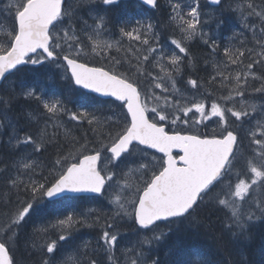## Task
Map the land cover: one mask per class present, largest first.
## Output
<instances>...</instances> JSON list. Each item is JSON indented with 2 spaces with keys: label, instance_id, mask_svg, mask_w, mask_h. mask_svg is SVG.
Listing matches in <instances>:
<instances>
[{
  "label": "snow or ice",
  "instance_id": "1",
  "mask_svg": "<svg viewBox=\"0 0 264 264\" xmlns=\"http://www.w3.org/2000/svg\"><path fill=\"white\" fill-rule=\"evenodd\" d=\"M117 2L118 0H102L106 6ZM141 2L151 8L157 7V0ZM221 2L222 0H210L213 5H219ZM64 3L65 0H0V13L6 14L8 21L6 25L0 24V78L16 70L20 65L54 63L57 67L66 66L65 72L71 74L70 79L75 85L122 102L123 108L127 110L126 122L122 128L108 132V142L102 145V149L111 154L106 158L108 163L115 166L125 155H131L137 145L145 147L137 149L144 153L142 162L136 163L134 167L124 172L122 182L117 181L120 191L128 194L127 197L117 195L112 201L117 208V216L134 218L140 230H151L160 221L169 224L179 222L190 216L204 197L220 184L222 185L220 191L212 199L218 206L230 212L225 230L235 239H248L251 223L264 218V198L256 199L254 207L250 206V210L243 209V203L251 197L255 189L264 190V120L258 121L256 131L249 133L251 143L256 146L253 150L254 155L246 160L247 171L244 178H240V174L237 173L234 184L228 177L238 162L239 137L238 133L231 130L229 121L230 117H233L235 122H242L258 111L264 112V105L258 106L252 102L253 94L264 96V74L258 76L254 71L255 65L264 64V7L258 10V6L252 0H247V15H255L261 21L259 35L255 32V24L250 28L259 51L252 48L224 49L227 63L213 65L216 74L209 83L216 82V78L219 77V87L227 94L218 98L222 102L214 100L209 110L202 101L191 103L190 106H181L178 100L172 103L167 96L163 97L161 104V96L154 93L143 94L135 80L118 73L115 68L105 70L103 67H90L87 62L81 60V57L89 55V52L81 43L75 27L63 26L65 18L71 20V16L74 15L71 11H66ZM194 3L195 6L190 7L186 16L180 14L181 6L178 3L172 4L174 15L170 19L177 22L181 38L172 39L171 44L185 56L188 55L187 42L196 36L204 38L208 35L200 28L199 0H194ZM243 14L242 12L241 15ZM104 23L105 17L98 16L95 28L92 29L95 38L92 34L86 33L92 45L91 54L100 55L101 51L98 49L107 50L114 46L112 42L99 39ZM137 25L131 30L121 28V35L129 40L149 45L148 34L152 31V24L144 25L138 21ZM204 43L215 45V41L210 42L209 39H204ZM155 51V48L149 46L148 54L142 56L143 61H148L150 54ZM246 53L249 55V62L244 64L243 58ZM167 59L172 66L171 70L159 62L156 67L160 68L171 82V90L178 93L172 74L173 72L179 74L182 58L173 52ZM116 63L119 64L120 61L117 60ZM230 65L237 66V69L229 70ZM138 72L144 75L139 67ZM250 80H259L261 84L259 87H253L246 98ZM153 81L155 88L165 93L169 91L168 87L163 86V77L153 76ZM188 84L192 88L198 87L195 79L190 78ZM22 94L26 99L39 101L44 111L52 118L64 113L73 121L86 119L90 126H97L93 127L92 131L101 134L98 132L100 122L87 110L71 112L60 99H45L35 88H27ZM11 100L12 97H0V104L6 108ZM148 100L153 102L150 109L146 102ZM165 106L172 109V113L165 111ZM149 111L155 114L151 120L147 116ZM178 112L183 113V118L176 114ZM190 113L199 114V119L194 121L196 124H202L211 117H218L219 135H216L215 131L211 136L207 134L201 136L182 135L179 131L169 133L166 130L163 122L168 121L170 115L173 126L178 121L187 125ZM53 141L54 137L48 135L47 127L41 129L38 136L30 133L21 136L15 126H12V132L8 137V142L13 147L31 145L33 152L36 153L41 152ZM86 149L87 141L76 150L77 154L58 155L52 167L48 169V174L42 175V179L39 180L32 179L40 165L31 158V154H21L18 159L12 161L11 167L15 169L16 174L7 178L9 191H15L18 200L19 194L23 192L27 199L21 200L20 206L14 210L3 214V222H0V264H16L9 245L14 242L16 230L21 222L39 205L63 197L64 194L102 195L109 182L116 178V173L109 171L107 165L103 168L98 166V162H103L101 150H93L94 154H89ZM147 149H155L163 156L160 158L153 156L152 159L156 163L151 165V161L147 160ZM173 149H178L179 152L173 155ZM22 176H27V179H22ZM4 203L7 205L10 201L5 199ZM76 224H87V219L84 217L77 219L75 215L69 214L63 219H57L50 227L59 231L61 233L59 240L64 241L69 238V229ZM114 227V223L105 222L100 237L102 244L98 243L97 250L105 254L109 264H120L115 255L119 235L110 231ZM164 235L163 232L154 233L152 237H145L140 242L141 247L125 250L122 253L125 256V264H159L157 258L149 259L142 246L153 241L159 242ZM56 246L57 241L51 240L42 247H46L47 253L52 254ZM88 247L85 244L74 255L62 261V264H99V261L92 258L87 251ZM128 252H134L135 258L130 257ZM43 264H49V261L45 259ZM225 264L233 262L229 259Z\"/></svg>",
  "mask_w": 264,
  "mask_h": 264
},
{
  "label": "trees",
  "instance_id": "2",
  "mask_svg": "<svg viewBox=\"0 0 264 264\" xmlns=\"http://www.w3.org/2000/svg\"><path fill=\"white\" fill-rule=\"evenodd\" d=\"M69 1L72 0L65 1V8ZM170 1L157 0V7L148 9L140 5L136 0H119L116 4L107 6L102 3V0H75L72 2L73 4L69 10L74 15L71 16V20L67 17L65 18L64 26H74L76 32L80 34L82 24L90 21L92 16L103 15L107 31L112 29L119 32L118 24H121L119 23L121 20L136 19L139 21V19H142L145 23L152 24V31L149 34L157 35L156 40L171 43L172 39H180L181 33L177 27V22L170 19L174 15L170 8ZM187 1L190 3L189 9L195 6L194 0ZM239 1L247 5V0ZM252 2L258 6V10L264 7V0H252ZM215 7L222 8L218 17L215 18L222 34L230 33L237 28L241 32L239 40L227 48H252L259 51L253 40V31L248 30L247 27L240 28L237 10L231 6L224 7L223 1ZM209 8L213 7L207 0H199L201 21L205 16V11ZM246 8L245 6V10ZM247 18L251 21L250 26L256 25L255 32L259 35L261 24L259 18L255 15H247ZM214 23L211 22L210 26ZM204 39L208 38L196 36L192 41L187 42L188 55L182 54L180 72L179 74L173 72L172 75L176 84L181 86L184 91H193L203 101H206L212 97L209 94L210 90H212L211 93L218 96L226 95L227 92L219 87V77L216 78V82L209 83L214 76L211 65L208 64L209 60L213 57L212 53L216 50V56L221 59L225 57L220 52V47L216 48V44H205ZM124 40L135 47V49L144 48L143 44L137 43V46H135L134 41L129 39L127 41V39L123 38L122 41L125 42ZM156 40L152 39L150 41L149 39L150 43ZM209 41L211 42V39ZM120 52L118 48H111L102 50L100 55L89 53L87 56H82L81 60L87 62L89 65L103 67L107 70L115 68L118 73L125 74L135 80L139 84L143 94L147 95L148 89H151L148 95L154 93L161 96V104H163L164 96H167L172 103H175L173 98L169 96V93L155 88L153 81V75L155 74L153 72L156 71V67H154L150 58L148 61H143L142 57L141 59H137L138 56L130 58L127 56L121 57L119 55ZM140 53H142V50ZM243 59L244 64H247L249 62V55L246 53ZM117 60L120 61L119 64L116 63ZM138 67L142 69L144 75L139 74L137 71ZM254 71L258 76L264 74V64L255 65ZM148 73L152 75H148ZM155 76L163 77V83L168 87L171 84L165 75L159 74ZM190 78L197 80V88H192L188 84ZM260 84L261 81L259 80H250L246 95L251 93L253 87H259ZM26 87L35 88L45 99H60L71 112H78L81 105L89 103H101V109L108 102L114 103L111 100L100 99L75 87L69 74L65 72V68L57 67L54 63L46 62L42 65L24 64L6 76L4 82L0 85V97H12V100L6 108L0 104V222H3L2 218L5 212L14 210L20 206L21 200L27 199L23 192L19 194L20 199L18 200L17 193L9 191L7 178L16 174L15 169L11 167L13 160L18 159L21 154L28 152L27 154H31V158L40 165L36 169L35 174L32 175V179H42V175L48 174V169L52 167L58 155L77 154L76 150L80 148V145L85 144L86 141L88 153L96 149L100 150L102 145L108 142V132H114L122 128L127 117L124 111L123 114L125 115L122 121L106 119L100 123L98 132H101V134L98 135L92 131V128L97 126H90L86 119L73 121L69 115L64 113L52 118L50 114L44 111L39 101L26 99L23 96L22 93L26 90ZM255 97H257L256 100L259 99L264 104V96L255 94ZM146 102H149V100ZM165 111L172 113V109L166 106ZM148 114L150 119H153L155 116L154 113L148 112ZM176 114L183 118L182 112ZM191 117H194L196 120L195 115H191ZM156 119L158 120V117ZM169 119L163 122L166 130L169 132L179 131L181 133L193 134L188 125L176 124L173 126L171 124L172 115L169 116ZM229 122H231V130L234 129V126L241 124L235 122V119ZM204 124L205 121L202 123L201 130H198L196 133L201 136L206 134L211 136L214 134ZM12 126H15L17 133L21 136L26 133L38 136L41 129L47 127L48 135L53 136L54 141L39 153L33 152L31 145L13 147L8 142ZM233 131L236 132V130ZM77 141L78 143H75ZM252 145V143L248 144L247 148L249 152L245 148L246 150L243 155L240 154L242 148L237 146L238 162L236 166L238 167L236 169L233 168L232 172H238L240 175L244 173V169L241 168H245L246 160L253 151ZM139 148L143 147L136 146L133 148L131 155H125L115 166H110L116 175L122 172V165L125 166L130 161L138 163L139 158H143L144 153L139 152L137 150ZM102 151L106 153V150ZM146 151L147 158L153 161V165L156 163L152 159L153 156L156 158L162 157L155 152ZM102 161H104L103 158ZM232 172L228 177L231 180L233 178ZM21 178L27 179V176H22ZM221 187L222 185L218 184L213 188L212 192L208 196H205L203 201L195 207L190 216L171 224L167 222L159 223L158 225L162 227L160 232L165 233V235L159 242L153 241L145 250V254L149 259L157 258L159 264H225V261L229 259L233 264H264V218L251 223L248 229V239L233 238L232 234L225 230L230 212L218 206L212 199L220 191ZM5 199L9 200L10 203L5 205ZM106 209L103 199L94 196H64L54 201H45L36 210L31 212L17 228L15 240L9 245L11 255L14 257L16 264H43L45 259L49 261V264H62V261L68 256L74 255L78 249H82L87 244L89 246L87 251L92 258L97 259L99 264H109L105 254L97 250L98 243L102 244L100 237L104 230L105 222L115 224V227L111 231L120 228L129 232L134 231L137 227L134 220L123 221L120 216L112 214L109 216ZM69 214L75 215L77 219L81 217L86 218L87 224H76L73 228L69 229V238L60 241L59 235L61 233L50 227V225L54 223L58 215L66 217ZM257 216H259V213H257ZM97 218H99L98 223ZM43 229H47V231H43ZM51 240H56L57 246L54 253L48 254L46 247L42 246Z\"/></svg>",
  "mask_w": 264,
  "mask_h": 264
},
{
  "label": "rangeland",
  "instance_id": "3",
  "mask_svg": "<svg viewBox=\"0 0 264 264\" xmlns=\"http://www.w3.org/2000/svg\"><path fill=\"white\" fill-rule=\"evenodd\" d=\"M72 1H69L68 4L66 5V11L70 10L71 5L73 4ZM79 1V0H78ZM82 1H88V0H82ZM119 1V0H118ZM224 2V7L226 6H231L233 8H235L237 10V18L239 19V23H240V28H246L245 25H247V29L250 30L251 26L249 25L251 21H249V19L247 18V12L245 10V6L247 7V5L243 4V2L239 1V0H223ZM174 3H178L181 7L179 9V12L181 15H185L187 14V12L189 11V1L187 0H171L169 2L170 4V8L172 10V4ZM222 8L218 7H213V8H209L205 11V16L202 18L203 20L201 21V31L204 33H207V37L204 38H208L211 39V41H215L216 44V48L220 47V52L223 54V57H225L224 55V49L226 47H228L229 45H231L232 43H235L236 41L239 40V36L241 35V32L239 30V28L231 31L230 33L227 34H222L220 32V29L218 27V23L215 21V18L218 17V14L220 13V10ZM173 12V11H172ZM244 13L243 15H241V13ZM98 16H92L90 21H86L84 24H82V28L80 29V34L77 35L80 37V41L81 43L85 46V49L88 50L89 53H91V42L88 39V36L86 35V33L88 34H92L93 37L95 38V34L92 32V29L95 28L96 25V18ZM125 20V19H124ZM121 20L118 24V28H119V32L113 31L112 29H110L109 31H107V29L105 28V24L103 25V29L101 32V36L99 37L100 40L103 41H108V42H112L113 43V47L112 48H118L120 49V56L124 57L127 56L128 58L130 57H141L147 53V48L153 47L156 49V51L152 54H150L149 58L152 61V64L154 65V67H156L157 62L162 63L165 67H167L169 70L172 68V66L168 63V57L171 56L173 54V52H175L177 55L181 56L182 58V54L179 52V49L175 48V45H172L170 42H160V40H156L157 35H150L148 34V38L150 39V41H152V39H155L156 41L151 42L149 41V45H143L144 48H140L139 51H137V49H135V47L131 46L130 44H128V42H123V38L127 39V37H124L121 35L120 29L121 28H125L126 30H131L133 27H137V20L136 19H130V20ZM206 20V21H205ZM139 22H141L142 24L146 25L147 23H145V21H143L142 19H139ZM214 23L213 25L210 26V24ZM7 18H6V14L4 13H0V24H7ZM216 24V25H215ZM64 26V25H63ZM67 27V26H64ZM251 31V30H250ZM119 42V43H117ZM135 42V46H137V43H140L139 41H134ZM142 45V43H140ZM234 49V48H232ZM99 51L102 52L103 49H98ZM142 50V53H140V51ZM131 54V55H130ZM213 57L209 60V65H211L212 68V73L215 76L216 74V69L214 68V64L223 62V63H227V59L226 57L224 59H221L220 57L216 56V50L214 51V53H212ZM161 57H163L162 59H160ZM61 64H63V62L60 61ZM56 66V64H55ZM65 68V66H63ZM237 69V66L235 65H230L229 70H234ZM138 71V69H137ZM153 74L155 75H159V74H163L164 73L161 72L160 68L156 67V71L153 72ZM257 74V73H256ZM153 75V76H155ZM258 75V74H257ZM163 86L168 87L167 85H165L163 83ZM177 89L179 90L178 93L173 92L171 90V84L169 85L168 89L169 91L167 93H169V96L173 98L174 102L175 101H179L181 106H185L188 105L190 106L191 103H194L196 101H202L205 103V106L207 109H211V104L214 100H217L218 102H222L219 101L218 98L220 96L211 93L212 90L209 91V94L212 95V97L206 101H203V99H201L199 97L198 94L194 93L193 91H189L186 92L182 89L181 86H179L178 84H176ZM28 87H26L27 89ZM148 93H149V89H148ZM147 93V95H148ZM248 94L246 95L247 98ZM239 99V98H237ZM257 97H255V94L252 95V102H255L258 106L259 105H264L263 102H261L259 99L256 100ZM114 102V101H112ZM115 103V104H114ZM114 103H107L103 109H101L102 104L100 103H89L86 105H81L80 108L78 109L79 111L82 110H87L89 113H91L93 116L96 117V119L102 123L104 122L106 119L108 120H115V121H122V118L124 117L123 112L125 111V109L123 108L122 103L119 102H114ZM148 103V107L149 109L153 106V103L151 102V100H149ZM149 113H152L151 111H149ZM127 115V114H126ZM195 115L196 119H199V114H195V113H191L188 117V126L190 127V130L193 132V134H197L196 132L198 130H201V126L202 124H196L194 123L195 118L191 117ZM235 119L233 117H230V120ZM170 120V119H169ZM218 117H211L208 120H205V127H209V130L214 133L216 135H219L220 133V126L218 124ZM264 120V112H257L254 113L251 117L249 118H245L244 121L242 122H238L241 123L240 125H236L234 126L233 130H236V132L238 133V147H241V152L240 154L243 155L245 150L247 149L248 151V144L251 143V136L249 135L250 132L252 131H256L257 127H258V121ZM231 123V122H229ZM177 124H181V125H185L184 123H182L181 121H178ZM241 127V128H240ZM257 138H260L259 136H257ZM253 148L252 150H254L256 148L255 145H252ZM246 148V149H245ZM98 150V149H96ZM100 150L102 151V147L100 148ZM249 152V151H248ZM254 155V151H252L251 155L249 157H252ZM107 157H110V153L106 152L103 153L102 151V158L104 159L102 165L100 166L102 168L105 167V165H107L108 170L114 172L113 169L110 168V166H113L112 164L108 163V160L106 159ZM248 157V158H249ZM143 159V158H142ZM142 159L139 158V162H142ZM148 161H150L147 158ZM136 161H130L127 163V165L123 166L122 165V172L119 175H116V178L109 182V185L106 187V190L103 192V194L100 196L103 199L104 205L107 208L106 210L110 214L117 216V208L115 207V205L112 203V201L115 199V197L117 195H121L123 197H127L128 194L126 192H121L120 191V187L117 183V181H121L123 180V173L127 172L128 169L130 167H134L136 165ZM151 165H153V161H151ZM150 165V166H151ZM238 166H235L234 169H236ZM244 169V173L242 175H240V178H244V175L247 171L246 169V165L245 168H241ZM238 170V169H237ZM237 173L238 172H232V182L233 184L236 182L237 179ZM250 179V174L249 177ZM134 190V189H133ZM260 198H264V190H261L260 188H257L254 190V192L251 194V197L246 200L243 203V209L245 211L250 210V206L254 207V202L256 199H260ZM65 216H61L58 215L56 217L57 219H63ZM122 218L123 221H128V220H134L133 219H129L127 217H123L122 215L120 216ZM55 220V221H56ZM54 221V222H55ZM162 227L160 225L157 224L156 227L152 228L151 230H140L138 228L134 229V231H129L126 232L120 228H117V230H112L113 232H117L119 235V240H118V244L116 246V250H115V255L118 257V260L120 262V264H125V256L122 254L125 250L127 249H133V248H139L141 247L140 242L145 238V237H152L154 233H159L161 231ZM111 231V230H110ZM149 245H143V250L145 252V250L149 247ZM128 255L132 258H135V253L134 252H128Z\"/></svg>",
  "mask_w": 264,
  "mask_h": 264
},
{
  "label": "water",
  "instance_id": "4",
  "mask_svg": "<svg viewBox=\"0 0 264 264\" xmlns=\"http://www.w3.org/2000/svg\"><path fill=\"white\" fill-rule=\"evenodd\" d=\"M136 1H138L141 5H143L142 4V2H141V0H136ZM208 2L210 3V0H208ZM211 4V3H210ZM212 6H216V5H213V4H211ZM144 7H146V8H148V9H152L151 7H149V6H146V5H143ZM21 66V65H20ZM90 67H99V66H93V65H89ZM19 67V66H18ZM66 67V66H65ZM105 69V68H104ZM105 70H107V69H105ZM13 71V70H12ZM11 71V72H12ZM11 72H9V73H11ZM9 73H6L5 74V77H3V78H0V85L3 83V81H4V79L6 78V76L9 74ZM69 74V76L71 75L70 73H68ZM74 84V83H73ZM74 86L75 87H77V88H79V89H81V90H83L84 92H86V93H88V94H91V95H94V96H96V97H98V98H100V99H105V100H112V101H115V102H119V103H122V102H120V101H116L115 100V98L114 97H110V96H105V95H103V94H100V93H94V92H92L91 90H88V89H83V88H81L80 86H77V85H75L74 84ZM125 109V112H126V114H127V110H126V108H124ZM147 116H148V113H147ZM148 118H149V116H148ZM150 119V118H149ZM166 128V127H165ZM169 133H172V132H169ZM181 133V132H180ZM182 135L183 134H190V133H181ZM138 146H140V145H138ZM141 147H145V146H141ZM148 150H150V151H152V152H155V153H158V154H160V155H162L163 156V154L162 153H159L158 151H156L155 149H148ZM172 152H173V155H175L176 153H178L179 152V150L178 149H173L172 150ZM89 154H94V152H92V153H89ZM100 165V162H98V166ZM64 196H94V197H98V196H101V195H99V194H93V193H81V194H64ZM63 196V197H64ZM59 198H61V197H57V198H54L53 200H51V201H54V200H57V199H59ZM160 222H164V221H160ZM157 223H159V222H157ZM137 226V225H136Z\"/></svg>",
  "mask_w": 264,
  "mask_h": 264
},
{
  "label": "bare ground",
  "instance_id": "5",
  "mask_svg": "<svg viewBox=\"0 0 264 264\" xmlns=\"http://www.w3.org/2000/svg\"><path fill=\"white\" fill-rule=\"evenodd\" d=\"M107 25V24H106ZM28 153V152H27ZM17 155V154H16Z\"/></svg>",
  "mask_w": 264,
  "mask_h": 264
}]
</instances>
